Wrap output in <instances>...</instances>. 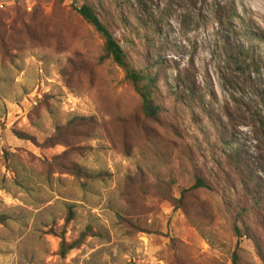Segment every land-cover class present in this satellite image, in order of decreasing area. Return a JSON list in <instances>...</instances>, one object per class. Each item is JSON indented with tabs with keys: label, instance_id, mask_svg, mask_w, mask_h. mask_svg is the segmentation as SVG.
<instances>
[{
	"label": "rangeland",
	"instance_id": "rangeland-1",
	"mask_svg": "<svg viewBox=\"0 0 264 264\" xmlns=\"http://www.w3.org/2000/svg\"><path fill=\"white\" fill-rule=\"evenodd\" d=\"M132 8L156 27L164 82L196 91L184 106L162 83L156 121L124 73L100 62L103 42L70 1L0 0V264H264V0ZM87 227L61 259L53 233L73 242Z\"/></svg>",
	"mask_w": 264,
	"mask_h": 264
},
{
	"label": "trees",
	"instance_id": "trees-1",
	"mask_svg": "<svg viewBox=\"0 0 264 264\" xmlns=\"http://www.w3.org/2000/svg\"><path fill=\"white\" fill-rule=\"evenodd\" d=\"M58 1L63 2L66 0ZM68 1L71 2L72 10L75 11L83 22L91 27L102 40L103 46L100 62L111 61L124 73V81L127 82L138 95L142 111L148 120L156 121L166 112L165 103L160 100L162 97V83L167 86L169 97L177 104L185 106L193 102L196 91L194 87L187 84L186 81L182 80L181 83L175 81L174 86L170 83V80L166 79L164 82L162 79V72L160 70L163 68V64L160 59L154 60L150 53V41L152 35L156 32V27H149L148 24L143 21L142 17L135 14L132 10V3L134 0H107L108 3L103 0ZM227 19H229V24L231 19ZM115 24H118L124 33L127 34L125 41L130 48L141 55V58L137 62L132 60L130 53L124 49L114 35L112 28ZM243 36L248 40L256 41L260 39L252 29H246ZM136 41L139 43L138 46H136ZM143 48H145L144 51L142 50ZM181 85L182 90H180ZM14 135L22 141L29 140L20 132H14ZM67 172L81 179L86 178L95 180L98 178V176L90 173L83 167L68 168ZM243 178L244 182H248L247 177L243 176ZM195 180L194 189L210 190V187L204 179L196 178ZM248 183H246L247 186H245L246 193L255 197L254 201L257 202L255 189ZM181 196L184 198L185 191H183ZM67 213L68 215L65 220L66 224L74 220L73 209L71 207L68 208ZM5 221L6 217H2L0 219V224H4ZM235 231L241 234L238 227L235 228ZM53 234L60 240V258L65 259L71 251L79 249L84 244L86 238L90 235L92 236L93 233L92 228L87 227L73 242L67 241L65 228L62 229L60 233L55 231ZM254 243L257 250L262 253L260 243L257 241H254Z\"/></svg>",
	"mask_w": 264,
	"mask_h": 264
}]
</instances>
